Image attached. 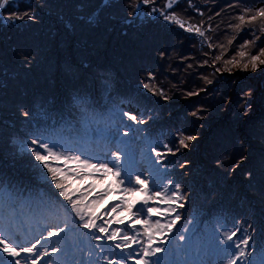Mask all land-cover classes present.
I'll return each mask as SVG.
<instances>
[{
	"label": "snow or ice",
	"instance_id": "1",
	"mask_svg": "<svg viewBox=\"0 0 264 264\" xmlns=\"http://www.w3.org/2000/svg\"><path fill=\"white\" fill-rule=\"evenodd\" d=\"M109 5L110 0H102V7ZM149 5L152 6L151 12L146 11ZM47 6L48 0H38L35 7L20 10L11 8L9 0H2L0 11L6 14L0 16V21L6 27H14L17 22L37 23L40 20L38 10ZM129 7L132 10L128 16L132 19L127 23H133L142 12L151 16L157 11L154 0H141ZM164 8L172 9L173 0H167ZM93 15L98 16L99 10ZM159 15L185 32L193 31L192 27H185L174 12L170 15L168 11L161 10ZM236 19L239 21L236 28L259 22V32L264 35V7L245 8L244 14L237 15ZM88 22H92V17ZM195 32L204 36L199 28ZM252 32L254 39L245 40L240 47L247 49L251 45L259 51L254 54L239 51L236 54L239 59L226 60V67L241 66L245 70L251 67L256 72L264 66V47L256 43L259 40L264 44V39L255 34V28ZM208 47L211 49L212 44L209 43ZM172 50L155 49L154 55L163 61L170 58ZM19 56L22 67L30 70L36 56L26 52ZM215 59L220 60L221 57L216 56ZM69 70L73 69L70 67ZM75 71L87 78L88 86L69 101L52 108L17 105V119L24 125L19 151L27 156L29 166L38 171L44 181L0 179V256L6 258V264H42L44 257L49 258L47 264H264V248L259 251L255 248L253 235L245 234L238 240L234 239L238 232H254V222L237 219L232 230L225 224H219L213 232H207L199 228L200 217L193 215L187 221L191 227L168 236L181 220L177 209L184 208L194 197L203 196L211 201L215 196L214 193H201L195 186H186L182 190L179 183L168 180L163 184L159 180L161 166L167 170L165 158L176 156L180 149H189L198 137L177 130V139L172 142L176 145L175 150L169 142H164L162 147L153 143L146 150L141 149L138 158L133 137L144 133L143 138L147 139V129L143 126L149 124L151 116L145 118L138 108L122 107L132 101L113 95L111 81L105 73L87 64ZM154 78L149 73L148 81ZM206 82L212 83L211 80ZM143 87L153 96L157 95L150 83H144ZM249 94L250 90L243 91L238 101L244 115H248L251 108L248 100L244 99ZM97 95L105 101L103 105L95 101ZM159 95L169 99L162 91ZM227 99L231 103V98ZM190 114L203 119L200 109ZM259 136L264 141V122L259 127ZM242 151L245 154L239 158L229 157L231 163L227 167L233 174L243 169L249 160L247 149L242 147ZM51 161L76 164L79 171L73 170V177L77 180L87 178L85 170L89 175L98 173L100 179L110 176L118 189V203L111 207L110 212L98 214L99 206L112 194L110 189L105 188L88 200L84 192L69 188L65 183L68 173ZM189 164L185 161L180 167L187 171ZM223 166V162L217 160L216 167ZM244 179L256 181L257 175L253 170H247ZM259 182L264 200V158L260 164ZM85 191L90 194L92 186ZM150 202L154 204L149 206ZM137 203L141 207L137 208ZM161 204L165 207H159ZM145 209L147 217L143 215ZM114 213L129 219L131 232L113 227L124 223V219L113 216ZM109 216L112 218L105 219ZM152 217L167 219L153 222ZM245 223L247 226L242 229L239 225Z\"/></svg>",
	"mask_w": 264,
	"mask_h": 264
},
{
	"label": "trees",
	"instance_id": "2",
	"mask_svg": "<svg viewBox=\"0 0 264 264\" xmlns=\"http://www.w3.org/2000/svg\"><path fill=\"white\" fill-rule=\"evenodd\" d=\"M140 2L110 0L109 6L102 7V0H48V6L38 10L40 20L37 23L17 22L14 27H6L0 21V128L5 129L15 141L22 142L24 125L17 119V105L52 108L69 101L74 94L82 93L88 86L87 78L75 71L87 64L106 74L114 96L130 99L140 111H151L154 117L169 110L170 115L165 118L167 122L164 125H175L173 120L181 118L184 120L182 127H185L186 121L195 119L190 113L197 111V104L204 99V104L209 106L212 103V112L219 118H227L234 112L237 116L241 110L240 106L235 109L237 99L240 100L243 91L250 90L247 100L251 108L237 130L243 132L248 129L247 135L258 137L259 127L264 122V70H261L264 66H260L256 72L251 67L245 70L241 66L234 70L232 66L228 68L230 65L226 67L225 61L233 57L239 59L236 54L242 50L251 54L259 51V48L251 45L247 49L240 47L245 40L254 39L253 28L256 35H261L259 22L240 28L235 25L239 23L237 15L244 14L245 8L255 9L260 2L263 5L260 7H264V0H178L172 9L164 8L165 0H154L155 13L148 16L142 12L133 23H127L132 19L128 16L132 10L129 5ZM22 3L20 10L35 7L38 0H25ZM97 10L99 15L94 16ZM161 10L168 11L170 15L174 12L185 27H192L193 31L185 32L178 25L166 22L159 15ZM146 11L151 12L152 8ZM89 17H92V22H88ZM196 28L204 32L203 37L195 32ZM261 39H264V35H261ZM209 43L212 44L211 49ZM256 43L264 47L259 40ZM164 48L173 50L170 58L161 61L158 55H154V50ZM21 52L36 56L30 70L22 67ZM216 56L221 59L216 60ZM200 65L199 73L194 76ZM189 66L192 69L188 73L186 68ZM215 66L223 68L218 71L219 75H224L222 79L211 73ZM70 67L73 70H69ZM149 73L155 77L152 82L144 81ZM186 79L189 80L188 84H184ZM206 80L212 83L208 84ZM173 81L184 84L181 93L178 94L179 86ZM144 83H150L151 87L153 83L159 86L157 89L152 87L157 95L153 96L152 92L144 89ZM223 86L230 87L229 91ZM160 91L169 99L161 97ZM208 91L210 99L204 98L206 94L199 98ZM187 93L198 95L189 96ZM229 97L231 103L228 102ZM94 99L100 105L105 103L99 95ZM159 103L164 104L160 111L156 109ZM177 103H181V106H176ZM204 108L199 109L203 112ZM228 122L219 120L213 131L219 130V135L225 136L230 132ZM233 125L235 127V123ZM194 148L190 149L194 152L182 149L178 152L190 165H194L191 162L196 151ZM262 158L264 149L254 150L246 165L260 174ZM226 159L222 156L215 159L214 162L220 160L224 166L212 168L209 173L216 172L212 182L222 186L221 200L236 206L247 201V208L255 217L250 197L262 199L255 188L260 187V183L251 182L253 187L245 182L234 190L235 196L226 194L230 181H233L224 170ZM4 179L13 180L8 177ZM261 218L264 217H256L259 223Z\"/></svg>",
	"mask_w": 264,
	"mask_h": 264
},
{
	"label": "rangeland",
	"instance_id": "3",
	"mask_svg": "<svg viewBox=\"0 0 264 264\" xmlns=\"http://www.w3.org/2000/svg\"><path fill=\"white\" fill-rule=\"evenodd\" d=\"M10 1V0H9ZM178 0H173V4L176 3ZM0 2H2V0H0ZM167 0H165L164 5L166 4ZM151 5H149V7L147 9H151ZM2 14V11H0V15ZM205 25V24H204ZM259 25V23H258ZM194 63V62H193ZM200 66H198L197 70L194 72V76H197V74L199 73L200 70ZM231 65L228 67L230 68ZM218 68V66H215L214 71H212L211 73H214L216 76H218L220 79H222L224 77V75H219L218 72L216 71V69ZM220 68V66H219ZM234 70L236 69H240L238 66L236 67H232ZM187 72L190 71L192 69L191 66L187 67ZM212 70V69H211ZM219 70H223V68L219 69ZM189 73V72H188ZM147 82H152V81H148L147 78H144V81ZM189 80H185L184 84H188ZM173 84L179 86L178 88V94L182 92V88H183V83L181 82H176L173 81ZM152 87L154 89L159 88V86H157L155 83L152 84ZM225 88V86H223ZM230 89V87H226L225 90L228 92ZM174 90V87H173ZM204 98H208L210 97V92H206L203 93L199 96V98H201L202 95H205ZM236 95V94H235ZM248 98L250 96H247ZM247 97H244V99H247ZM235 98V97H234ZM210 99V98H208ZM239 99H241L239 97ZM240 101L237 99V102ZM205 99L202 100V103L197 104L196 110L199 109L200 107H205L204 111H203V119H193V120H189L187 122V126L191 127L190 130L184 131L181 128H164L165 131V138H168L166 140H169V145L170 147H173L175 150L176 145H174L173 143H171L170 141H175V133H177V130H182L185 134H192L198 137V139L196 141L193 142V144L190 146L189 149H184V150H189L191 152H194L190 149H196L195 151V155L194 157H198L197 158V164L199 166L198 169V174L196 176H191L192 178H198L202 176V171L205 170V172L209 173L211 172L212 168L216 166V162L215 159L216 158H220L222 157H227V159L225 160V168L224 170L227 172L226 176L230 179H232L233 181H230V184L228 185V190L226 191V194H228L229 196L233 197L235 196V192L234 190L239 187L240 185H242L243 183H250L249 181L244 179V172L247 170H250L249 167L245 164L244 168L237 171L235 174H233L229 168L227 167V165L229 163H231V160L229 159V157L235 156L237 158H239V156L245 154L242 151V147H245L247 149V155L250 158V155L252 154V151L254 150H258V151H262L264 149V141H261L260 136H249L248 134V129L243 130V132H238L237 130V126L241 123V121L243 120V117L245 116L243 114V109L240 110V112L237 114L232 113L230 114L227 118H219L213 111L212 109V103H210V105L208 106L207 104H204ZM209 102H211L209 100ZM176 106H181V103H177ZM164 107V104L159 103L158 107H156L157 110L160 111L161 108ZM125 108H134L131 106H126ZM179 109V107H176ZM239 108V103H237V106H235V109ZM165 114L160 115V114H156L154 117L151 114V111H148L146 113H144L145 118H147L149 115L151 116V120L149 121V124L143 126L147 129L148 131L153 132V128L156 125V122L161 120L162 122H167V119L165 120V118L170 115V112L168 110V112H163ZM177 113V112H176ZM229 121V131L225 136H220L219 134V130L217 132L213 131L214 129V125L218 122V121ZM236 120V121H235ZM184 122V120H182ZM177 122H179V118H177ZM130 123V122H129ZM235 123V127L234 124ZM225 126V124H224ZM135 127V126H133ZM156 129H158V126L156 127ZM166 133H170V134H166ZM241 133V135H239ZM144 133H140L139 135L135 134V136L133 137V140L135 141L134 143V148L136 150L137 153V157L139 158V154H140V150L141 149H147L145 147L144 144L140 145V141L136 140L137 138L143 136ZM170 136V137H169ZM143 138V137H142ZM2 142H0L3 145L2 150L4 151L2 153L3 159L6 158H11L14 163L16 164V166L18 168H13L11 169V174L16 176L14 178H17V180L19 181V179L22 177L23 181H34V182H39V183H43L44 181V177L41 176L39 174L38 171L32 169L29 166V161L26 155L22 154L19 151V143H13L11 140L2 138L1 139ZM158 147H162V144L159 143L157 144ZM10 155L14 156V158H12ZM169 157V158H168ZM165 159L169 160L168 166H171V163L173 164L175 162H173V159H175V156H168ZM212 158V159H211ZM224 160V158H223ZM179 162L176 163L174 166L172 165V168L174 169H180V164L184 163L183 159H179ZM185 161V159H184ZM249 161V160H248ZM5 163V162H4ZM35 163V162H33ZM50 163L61 167L63 169H65V171L68 173L67 179L65 180V183H67L69 185L70 189H76L79 192H84V194L87 196L88 200H92L95 195L99 192H102L105 188L110 189L111 193L110 195H108L103 203L99 206L98 209V214H103V212L105 211H109L111 210V207L114 206L116 203H118L120 197L118 195H116V193L118 192V189L115 187L114 182L112 181V178L109 176L107 178L104 179H100L99 178V174L98 173H94L89 175L88 172L85 170V175L87 176L86 179H81V180H77L73 177V170L79 171V169L77 168V165L74 164L71 161H68L67 163H63L61 161H51ZM194 169V165H190L189 168L187 169V171H185L184 169L179 173V177H182L185 175V173H189ZM10 172V168L7 166L6 164V173H4V177H8V178H12L9 175ZM216 172L213 171L212 173H209L207 176V180L206 183L209 182L212 185V192L210 193H214V199L209 201L203 198V196H199V197H194L191 203H188L185 205L184 208L182 209H177V211L182 214L181 220L177 222V224L175 225V227L173 228V231L171 233H168V235L173 236L176 234V232L179 231H183L184 228L186 227H191V225H189L187 223V221L189 219H191L193 217V215H197L200 217V223H199V228L203 231V228L205 227L207 232H213L215 230L216 227L219 226L220 221H226V227L229 230L233 229V225L236 223L237 219H242L246 222H254L255 225V231L253 232L252 230H249L248 233H244L243 231L240 232V234L234 238V239H240L243 237V235L248 234V235H253L254 236V246L255 248L259 251V249L261 248L260 246H264V218H261V222L259 223L256 219V217H264V200L260 199V198H252L250 197L251 200V204L250 206L253 207L252 211L256 213L255 217H252L250 215H248V204L247 201H242V205L244 206V208L242 209V212L240 211L239 207H236L233 209V213H229L226 210H223L221 207L225 205V200H221L222 194H220V190L222 189V186L220 184H217L216 182H212V177L214 176ZM44 175L46 176V170ZM172 175H174V173H172ZM257 175V180L256 182H259V174ZM160 177V175H159ZM160 180V178H159ZM176 181V180H175ZM254 182V181H252ZM50 183V181H49ZM177 183V182H175ZM225 183H223V188H225ZM252 185V184H251ZM89 186H92V191L89 194L88 192L85 191V189H87ZM175 186V184H174ZM189 187H193L195 186V188L200 191L201 193H207L205 192L203 189H200L199 184L197 185L196 182L190 183L188 185ZM253 187H255L254 185H252ZM185 187L182 186L181 184V189L183 190ZM232 188V190L230 189ZM260 193V187L257 186L255 187ZM239 189V188H238ZM175 190V189H174ZM217 203L215 206H211L212 204ZM154 204V202H150L149 206H152ZM136 207L139 208L141 207L139 205V203L136 204ZM159 207L163 208L165 207L163 204L159 205ZM216 213H220L218 219L215 222H208L209 220H212L214 218V216L216 215ZM113 216H117V218H122L124 219V223L123 224H119V225H113V227H119L124 231H128L131 232L132 229L131 227H129L130 225V221L127 217H123V216H118V214H112ZM143 215L145 217H147V212L146 209L143 212ZM112 217H105V219H111ZM157 219H161L162 222L167 219V217L161 218V217H152L153 222ZM256 220V221H255ZM242 229L245 228L247 225L245 223L244 226L239 225ZM137 229H139V225L135 226ZM33 234H38V233H33ZM134 234V233H132ZM54 242V241H53ZM94 243V242H93ZM167 246V245H165ZM133 247L135 248L136 246L133 245ZM138 250V249H137ZM54 259H59V257H53ZM48 257H44L43 258V262L42 264H47L48 261ZM0 264H6V258L0 256Z\"/></svg>",
	"mask_w": 264,
	"mask_h": 264
}]
</instances>
